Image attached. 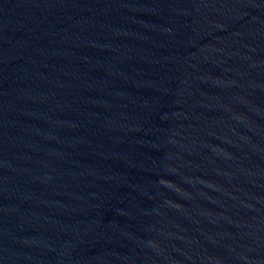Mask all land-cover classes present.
Returning a JSON list of instances; mask_svg holds the SVG:
<instances>
[{
  "label": "water",
  "instance_id": "obj_1",
  "mask_svg": "<svg viewBox=\"0 0 264 264\" xmlns=\"http://www.w3.org/2000/svg\"><path fill=\"white\" fill-rule=\"evenodd\" d=\"M0 264H264V0H0Z\"/></svg>",
  "mask_w": 264,
  "mask_h": 264
}]
</instances>
